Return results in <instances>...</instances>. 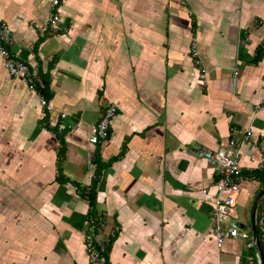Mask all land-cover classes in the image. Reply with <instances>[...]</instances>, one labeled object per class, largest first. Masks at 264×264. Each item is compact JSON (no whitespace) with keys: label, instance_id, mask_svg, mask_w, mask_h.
<instances>
[{"label":"crops","instance_id":"1","mask_svg":"<svg viewBox=\"0 0 264 264\" xmlns=\"http://www.w3.org/2000/svg\"><path fill=\"white\" fill-rule=\"evenodd\" d=\"M50 4L0 0L10 50L40 69L32 90L0 57V264H93L85 220L100 215L116 231L107 264H259L247 243L264 184L248 167L264 155V0H62L59 31ZM110 102L109 136L92 144ZM231 126L240 139L253 130L236 204L245 219L231 216L250 239L218 248L205 154Z\"/></svg>","mask_w":264,"mask_h":264},{"label":"built area","instance_id":"2","mask_svg":"<svg viewBox=\"0 0 264 264\" xmlns=\"http://www.w3.org/2000/svg\"><path fill=\"white\" fill-rule=\"evenodd\" d=\"M62 0H51L48 24L53 31L61 30L60 6ZM14 28L6 22L0 21V57L10 78H17L30 86L32 90L37 87L40 78V69L29 64L27 61L20 59L10 50V44L14 35ZM197 38L192 39L191 54L197 64L201 63L198 51ZM205 73L202 74V78ZM41 108L49 110L52 108L51 98H47L39 94ZM118 112V105L115 102L107 103L101 118L92 125L89 141L92 144H98L106 140L110 133V126L113 118ZM62 116H66L63 113ZM237 130L234 126L230 127V138L226 145L221 146L215 151H207L205 156L212 161L216 180L214 186L216 194L212 207V233L218 248H221L226 239L239 238L248 240L250 234L243 229L238 222L231 217V209L237 204V198L242 191V183L247 178L244 174V166L241 158L244 151V145L253 139L252 126L244 131V138L235 137ZM250 160L255 163L252 167L254 170L264 168V155L250 156ZM263 229L264 218L258 222ZM85 250L89 260L93 264H107V256L109 254V245L112 238L116 236V231L108 229V221L103 216H89L85 220ZM253 246V242L247 243V248ZM249 259L250 256L248 257ZM248 264H253L252 261Z\"/></svg>","mask_w":264,"mask_h":264},{"label":"water","instance_id":"3","mask_svg":"<svg viewBox=\"0 0 264 264\" xmlns=\"http://www.w3.org/2000/svg\"><path fill=\"white\" fill-rule=\"evenodd\" d=\"M264 198V185L260 188L257 193L251 208V232H252V240L253 246L256 250L257 259L259 264H264V250L262 247L260 235H259V226H258V210L262 199ZM243 229H248L246 224H242L239 222Z\"/></svg>","mask_w":264,"mask_h":264},{"label":"trees","instance_id":"4","mask_svg":"<svg viewBox=\"0 0 264 264\" xmlns=\"http://www.w3.org/2000/svg\"><path fill=\"white\" fill-rule=\"evenodd\" d=\"M261 52H264V46H263V48L261 49ZM39 87H40V84H39ZM46 88H47V84H45L44 85V88H42V91L43 90H46ZM40 91H41V89H40ZM45 94V93H44ZM46 95V94H45ZM255 176H256V179L258 180V181H260V184L261 185H263L264 184V168L263 169H261L260 171H257L256 173H255ZM96 183H97V181L95 180L94 182H93V185H92V190H91V192H90V200H91V202L93 203V204H95V200H96V191H95V188H96ZM264 208V207H263ZM261 211H260V209H259V213H260ZM261 216V218H264V215H260L259 214V217ZM259 235H260V239H261V243H262V245H263V249H264V244H263V242H264V225H263V229H261V227L259 228ZM114 239V237L112 238V240ZM112 242V241H111ZM111 245V244H110ZM110 245H109V248H108V250L110 249ZM252 249L254 248L253 246L251 247ZM253 264H255V263H253Z\"/></svg>","mask_w":264,"mask_h":264},{"label":"rangeland","instance_id":"5","mask_svg":"<svg viewBox=\"0 0 264 264\" xmlns=\"http://www.w3.org/2000/svg\"><path fill=\"white\" fill-rule=\"evenodd\" d=\"M231 216H237L238 219L244 220L245 219L244 208L241 205H237L236 207L232 208L231 209Z\"/></svg>","mask_w":264,"mask_h":264}]
</instances>
